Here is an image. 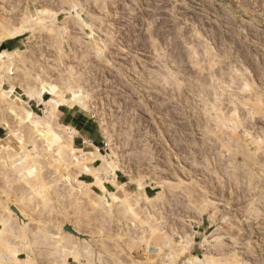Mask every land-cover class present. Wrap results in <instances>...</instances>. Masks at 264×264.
<instances>
[{
	"label": "rangeland",
	"instance_id": "rangeland-1",
	"mask_svg": "<svg viewBox=\"0 0 264 264\" xmlns=\"http://www.w3.org/2000/svg\"><path fill=\"white\" fill-rule=\"evenodd\" d=\"M10 1L0 0L2 20L17 14ZM28 1L21 13L29 6L33 17L69 19L46 18L50 32L37 26L34 35L0 41V53L10 41L8 51L24 54L0 68L2 89L13 86L41 116L42 104L20 90L26 73L61 88L70 78L87 109L60 106L41 137L2 115L0 100V252L16 247L15 264H191L204 255L210 264H264V0ZM66 109L89 122L91 142L75 131L62 139ZM49 132L60 138L50 153ZM231 136L240 147L223 145ZM96 149L122 169L114 181L124 184L120 191L113 178L102 180L122 201L102 220L92 209L101 192L80 183L94 182L99 162L82 167L79 155ZM21 155L24 177L11 167ZM124 201L139 216L124 214ZM43 235L56 240L46 246Z\"/></svg>",
	"mask_w": 264,
	"mask_h": 264
},
{
	"label": "bare ground",
	"instance_id": "bare-ground-1",
	"mask_svg": "<svg viewBox=\"0 0 264 264\" xmlns=\"http://www.w3.org/2000/svg\"><path fill=\"white\" fill-rule=\"evenodd\" d=\"M34 1L37 2V0H29L28 1L29 3H32V6L31 7L34 6L33 5ZM13 2H15V1H13ZM22 4H23L22 3V0H16L17 14L14 15L15 17L12 16L13 18H11V19L10 18L9 19H7V18L5 19L4 18L3 20L0 19L1 20L0 21V41H3V40H15V39H17L19 37L25 36L28 33H31L32 35H34L33 33L35 31V27H37V26H40V27H42V29L47 30L48 32H50L51 27L50 26H46L45 25L46 23H43L46 18L48 19L47 21L50 23V25H54L55 22H58V20H59V22L67 23L66 21H67V19H69V16L67 15L68 13L61 14V13H52L50 11H37V13L35 14L36 16L34 15L35 17H33L32 15H30V8H29V6H26V8L24 7L25 8L24 9L25 10V13H21V11H20L19 8H21L20 6ZM50 4H52V3H50ZM61 6H62V4H61ZM19 15H20L21 18L19 17ZM39 15H42V16H39ZM16 17H18V18H16ZM16 22H19V23L18 24H15ZM59 44H61V43H59ZM61 46H59V48H61ZM23 56H24L23 52L22 51H19L18 49H14V50H11V51H2L0 53V68L1 67H5V65H8V64H6L7 61H9L11 59H14V58H18V57L20 59V57H23ZM11 61L13 62V60H11ZM7 67H9V66H7ZM28 75H29V73L28 74L26 73L25 79L23 78L22 84L20 85V90L22 92V95L27 100H30V101H35L36 100L37 102H39V103L42 104V106H43V113H42L41 116H39V115H37V114L33 113L32 111H30V110L27 109V107H26L27 106V103L25 101H23L20 97L15 96V91H14L15 88L13 86H11L8 91H6V90L2 89V87H1L2 82H0V100L5 103L4 110L6 111V112L5 111L4 112L2 111L3 113L2 112H0V113H2V115H4V113H6V115H8L9 117L13 118V120H15L16 122H18L19 125H21V126H22V124L24 126H25V124L26 125H30L31 128L35 131V133H37V134H39V136L43 137V134H41V131H40V126L41 125L48 126V124L51 122V120L55 118L56 112H57V110H58V108L60 106H67V107L77 106V107L81 108L82 110L87 109V102L84 101V99L80 96V93H79L80 91L74 89V86H73L72 81L70 80V78L68 80H66V81L64 80L67 83L66 84V88L65 87L61 88L60 87L61 84L59 85V82H58V84H57V82H55L53 80H51L50 82H47V80H44V79L40 78V76L34 77V80L31 79L32 81L30 82L29 81L30 79H27ZM1 76H2V74H1ZM32 83H33V85H32ZM244 87H247V85L244 84ZM45 94H48L50 97L48 99H44L43 96ZM219 107L220 106H215L213 104V105L209 106L208 108H210V110H217V109H219ZM208 112H210V111H208ZM0 123H3V120L2 119H0ZM4 125H5L6 128L8 127V130L9 131L11 130L9 128V126H7L5 123H4ZM223 127L228 128V126L226 124H224ZM63 128L67 131V133H65L63 135V138L62 139H66L67 140V139H69V136L71 135L70 132H72L74 130L72 128H70V127L69 128L68 127H63ZM59 140H60V138L57 135L49 132V136L46 138V152L50 153L51 150H52V146L55 143H57ZM221 142H223V145L224 146L240 147V143H239L240 140H238L234 136L233 137L231 136V138L229 140L228 139L227 140H221ZM205 147H204V149H205ZM207 147H209V146H207ZM1 148H5V146H0V153H1ZM31 148H33V150H34L35 146H33ZM209 150H210V148H209ZM98 151L99 150L96 149V152L95 153L94 152H87V153L86 152H83L81 155H79V161L81 162L80 163L81 166L82 165L87 166L88 164H90L91 162H95L96 160H98V162H99V165H97V167L93 168L94 171H92V172H95L94 177H93L94 182H92V183L80 182V183L85 184L86 187H90L91 185H96L97 186L96 188H98V190L101 192V195H99V197H98L97 201L95 202V204L92 205V209H94V210L97 211V214L96 215L98 216V218H101V220H102V218H105V216H108V218H110V215H111V212H110L111 207L114 206V204H116L118 201L119 202L121 201V199L119 200L116 197V195H115L114 192H110V191H108L105 188V186L102 183V180H104V179L105 180H109L110 178H113L111 180L112 184L117 189H119L120 191L123 190L124 184H117L114 181V177H115V173L114 172L115 171H122V169L119 166H117V164H115L113 161H111L108 157H104L103 155L97 153ZM202 152L205 153V151H203V150H202ZM18 157H20V158H18L19 159V162H15V160H14V163L15 164L12 163L11 167H12V169L14 168L13 170H15V172L17 171V169L19 170V171H17L19 173H16V174H19L20 175L19 177H24L23 175L27 176L28 174L26 175V174L23 173L24 172V169L23 168H25V167L22 166L23 165V161L25 159H23V156L22 155L21 156H18ZM25 158H26V160H29L30 159V158L27 159V157H25ZM53 159H52V163L53 162H56V161H53ZM31 161H33V160H31ZM261 161H262V158H260V156H259V157H257V159L255 161H253L252 164L253 165L260 166L259 164H260ZM48 165L51 166V167H53L57 171V168L58 167H56L57 165L55 163L54 164H50L49 163ZM21 166L23 168L22 169H19V168H21ZM85 166H82V167H85ZM88 168H87V170H85V173H91V170L88 169ZM59 169H60V167H59ZM20 170L21 171L23 170V172H21ZM58 172H59V170H58ZM22 173H23V175H21ZM60 173H61V179L63 180V182L67 186H69L70 185V177H69V174H66V173L62 174V172H60ZM155 199H157V198H155ZM155 199H149V202L150 203L152 202V205H151L152 208H153V203L154 202L155 203L157 202ZM158 200H159V198H158ZM125 202L126 201H124V204H122V207H123L122 208L123 210L121 209L122 212H124V214L125 213L130 214V215H128V217L129 216L132 217L133 215L131 216V214H136L135 215L136 217L139 216V215H137V210H136V213H135V211L134 212L132 211L133 208H132V205H130V203H132V202H130V203L127 202V204H129V205H126ZM150 203H148V204H150ZM119 204H118V206H119ZM120 214H119L118 217H120ZM97 216H96V218H97ZM105 221H106V219H105ZM107 221H109V219ZM134 222H132V223L134 224ZM1 234L2 233H0V241L3 240ZM37 238H38V240L41 239L44 242H47V241L48 242H51L52 240H56L55 239L56 237L55 238L54 237L51 238V237H49V236L47 237L45 235H43V236H37ZM34 239L37 240L36 238H34ZM188 240L185 241L186 245L189 243ZM48 242H47V245L46 246H48ZM40 244H44V243H40ZM63 245L65 246L66 243L63 244ZM63 245H61V249H63V247H64ZM66 247H64V250H65ZM219 247H220V245H219ZM8 249L9 250L12 249V251H9V254L8 253L7 254L6 253H2V251L0 252V264H15L16 262H21L18 259V255H16V254L13 253V251H15L16 247L10 246V247H8ZM81 249L83 251L84 248H81ZM71 250L69 249V251H71ZM89 251H88V253H89ZM80 252H78L76 249H73L69 254H70V256L74 257L76 260H79L80 258L84 257L83 254L80 253ZM83 252H84L85 255L88 254L85 251V249H84ZM204 256L205 257L203 259H200V258L195 259L194 263H191V264H210V262H212V261H210L209 257H207L206 255H204ZM90 258H91V256H90ZM90 258L89 259L87 258V260L85 258V260L86 261L91 260ZM76 262H78V261H76ZM22 263L27 264V261H24ZM85 264H92V262H90V263L87 262Z\"/></svg>",
	"mask_w": 264,
	"mask_h": 264
},
{
	"label": "crops",
	"instance_id": "crops-1",
	"mask_svg": "<svg viewBox=\"0 0 264 264\" xmlns=\"http://www.w3.org/2000/svg\"><path fill=\"white\" fill-rule=\"evenodd\" d=\"M11 42H7V46L5 48V50H9L8 48H11L9 46H13ZM59 120L61 121L62 126L64 127H70L72 128L80 137V139H82V142L85 143L86 139L90 141V135H89V131L88 129H86V131H83L84 125L85 124H89L88 121L83 122V119L80 117H71L69 118V109H66V111H59ZM83 133V136H80V133ZM89 137V138H88ZM85 178L87 179H91L92 177L90 175H85ZM85 182V181H84ZM110 186L112 187V185L110 184Z\"/></svg>",
	"mask_w": 264,
	"mask_h": 264
}]
</instances>
